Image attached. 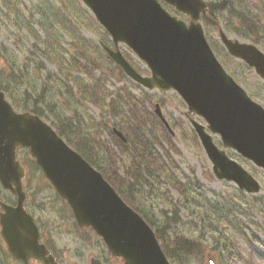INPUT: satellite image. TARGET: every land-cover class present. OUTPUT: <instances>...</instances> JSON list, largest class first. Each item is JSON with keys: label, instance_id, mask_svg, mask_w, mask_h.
<instances>
[{"label": "water", "instance_id": "obj_1", "mask_svg": "<svg viewBox=\"0 0 264 264\" xmlns=\"http://www.w3.org/2000/svg\"><path fill=\"white\" fill-rule=\"evenodd\" d=\"M190 16L188 24L171 15L159 0H82L111 35L145 62L151 74L142 75L121 52L102 44L109 56L137 83L152 89L175 90L188 113L204 118L220 136L218 148L204 125L189 118L214 174L234 181L240 189L259 192L260 183L225 149H235L264 169V107L253 101L216 58L198 22L205 0H163ZM228 52L253 66L264 79V52L256 45L231 39L220 29ZM155 113L173 134L155 104ZM124 138L123 135L116 131ZM19 147L41 167L58 195L68 204L80 228H92L112 257L123 264H171L144 218L130 207L87 160L70 147L39 115L17 112L0 90V183L16 196L14 205L0 201V237L17 264H58L45 244L33 217L24 207L25 170L16 158ZM89 264H102L91 257ZM208 264H216L209 258Z\"/></svg>", "mask_w": 264, "mask_h": 264}, {"label": "rangeland", "instance_id": "obj_2", "mask_svg": "<svg viewBox=\"0 0 264 264\" xmlns=\"http://www.w3.org/2000/svg\"><path fill=\"white\" fill-rule=\"evenodd\" d=\"M10 1L12 7H7L4 0H0V70L9 65L21 70L34 84L38 93L41 91L40 87L45 84L47 103L55 105L58 113L68 117L74 115L76 119L81 120L80 130L84 134L99 135L115 148L117 161L128 164L130 155L128 157L127 155L129 152L131 154L132 147H129L126 154L119 152L111 142L108 127H102L98 123L100 119L105 120L101 108L81 99L82 95L77 91H72V94L66 93L67 85L70 87L72 84L64 80L53 61L44 58L33 49L34 39L26 25L37 31L41 37L48 35L46 27L41 26L40 22H43V19L50 21V11L55 10V7H61L62 11L65 10L66 14L77 22V27L86 38L98 42L100 37H104L108 44H112L109 35L104 34L97 25L94 30L90 23L94 25L97 22L92 17L86 18L89 22L85 24L86 26L79 22L81 21L79 14L74 11V9L78 10L74 6L80 8L83 6L79 0ZM206 1L219 3L223 0ZM232 4L233 9L230 7L220 12L216 11L213 15L214 21L203 24L205 35L213 48L215 49V46L217 50L218 47L221 48L217 37L218 27H221L228 36L256 43L261 50H264V0H232ZM37 7L48 13L34 12ZM169 10L171 11L170 8ZM232 10L238 17L231 15ZM52 30L60 40L67 41L65 34L55 25ZM251 36L257 38V41L254 42ZM118 47L139 72L149 73L146 65L127 46L119 44ZM219 50L217 56L225 69L237 79L253 100L264 106V83L260 77L242 61L228 56L222 48ZM101 58L99 57L103 64L98 74L106 75L105 86L108 92H116L119 88L121 91L129 89L137 96L144 94L146 90L135 87L125 74L116 70L118 76H112L110 70L115 69L114 63L110 59ZM39 61L43 62L44 68L38 69ZM147 92L151 96V102H147V107L153 111L155 103L159 102L163 115L175 132L172 139L178 151L168 150L165 160L169 163L173 176L186 184V194L164 181L165 178L161 175L159 179L148 178L151 187L141 185L133 191L129 190L127 195L133 199V203L142 213L156 220L157 228L161 229L165 226L164 233L168 240L179 234L203 244V254H188L176 264H207L208 254L217 264H264V204L262 203L264 169L256 167L234 150L227 149L230 157L240 162L260 182L261 190L255 194L247 193L240 190L234 182L217 178L212 172V163L208 160L184 114L186 105L181 98L174 91ZM194 118L202 124L205 123L200 117L194 116ZM112 122L108 121L110 126ZM155 129L156 133L162 132L160 123H155ZM213 138L221 146L218 137L213 135ZM18 157L22 159L26 172L28 171L24 180L29 200H27V209L38 219L44 241L52 246L62 264H88L92 256L100 258L104 264H121L120 261L110 258L105 246L92 231L80 230L76 226L70 209L55 193L41 169L31 162L28 152L21 149L18 151ZM97 159L104 160L100 150ZM118 169L123 176L122 168L118 167ZM125 187L126 184L119 185L121 190H126ZM0 199L10 203L14 197L0 186ZM228 204L236 206L239 222L245 229L247 238L255 240L252 246L240 236L237 226L230 224L223 216L221 208L227 207ZM257 240L262 242V245L257 244ZM259 252L262 258L258 255Z\"/></svg>", "mask_w": 264, "mask_h": 264}, {"label": "trees", "instance_id": "obj_3", "mask_svg": "<svg viewBox=\"0 0 264 264\" xmlns=\"http://www.w3.org/2000/svg\"><path fill=\"white\" fill-rule=\"evenodd\" d=\"M4 3L7 7H12V1L4 0ZM232 5V0L209 3L208 12L203 17L205 23L208 24L214 21L213 15L216 11L220 12L230 7L233 9ZM79 10L81 12L79 15L81 21L79 22H82L84 25L89 23L86 21V18L91 17L90 13L83 6ZM34 12L48 13L47 11L40 10L39 7ZM50 13V21L43 19V22H40L41 26L46 27L45 30L48 33L46 36L41 37L37 31L26 25L30 29L34 39L33 49L44 58L53 61L59 73L63 75L64 80L72 84L70 87L67 85L66 93L72 94L77 91L82 95L81 99L101 108L105 120L102 121L100 119L98 123L102 127H108L111 142L119 152L126 154L129 147H132L131 154L129 152L127 155V157L130 155L129 162L128 164H124V162L119 163L117 161L118 155L116 154V150L110 143L100 138L99 135L88 136L84 134L80 130L81 120L76 119L74 115L68 117L60 114V112H57L55 105L47 103L45 101L47 92L45 84L40 87L41 91L38 93L34 84L30 82L24 72L9 65L0 70V89L3 90L12 105L21 111L29 110L48 121L57 133L90 164L95 166L110 184L115 187L123 199L138 212L140 211L138 206L133 203V199L127 193L139 188L141 185L151 187L152 185H150L148 178L159 179L162 175L165 178L164 181L171 183L175 189L186 194V184L173 176V171L170 170L171 167L165 160L168 150L178 151V149L172 136H170L160 120L147 107V102H151L150 94L141 96V99L129 89L121 91L118 88L116 92H108L105 86L106 75L98 74L103 64L99 57L109 60L108 56L103 53L96 42H93L82 34L76 25L77 22L73 21L70 15L66 14L65 10L62 11L61 7H55V10H51ZM231 15L238 17L237 13L233 10L231 11ZM43 16L47 18L46 15ZM54 25L65 34L67 41H62L56 36L54 30H52ZM90 25L93 28L95 25L99 27L96 23L94 25L90 23ZM103 33L105 34V32ZM251 37L254 42L257 41V38ZM100 40L106 41L104 37H100ZM114 66L115 69L110 70V73L112 76L117 77L116 70L118 73L122 72L118 66ZM44 67L43 62L39 61L38 69ZM112 119H114V122H112ZM109 120H111L112 126L108 123ZM155 123H160L161 125L162 132L160 134L156 133ZM113 128L119 129L124 134L126 142H123L115 135ZM99 150L104 160L97 159ZM30 160L36 165L34 160ZM36 167L38 166L36 165ZM118 167L122 168L124 172L123 176L120 175ZM121 184H126V190L119 188ZM197 184L199 185L198 182ZM262 203L264 204L263 198ZM221 209L227 221L237 226V232L252 246V242L255 240L247 238L245 229L239 222L240 219L236 212V206L228 204L227 207ZM142 216L151 227H154L155 234L172 264H176L188 254H203L204 247L201 242L179 234L172 236L168 240L164 233L165 226L159 229L156 226V220L147 217L144 213H142ZM257 241V244L262 243L259 240ZM258 255L261 258L263 257L260 252Z\"/></svg>", "mask_w": 264, "mask_h": 264}, {"label": "flooded vegetation", "instance_id": "obj_4", "mask_svg": "<svg viewBox=\"0 0 264 264\" xmlns=\"http://www.w3.org/2000/svg\"><path fill=\"white\" fill-rule=\"evenodd\" d=\"M12 204H15V201ZM33 217H34V221L37 224V227H38V230H39L40 240L52 252V254L54 255V257H55L56 261L58 262V264H62V262L60 261L57 253L52 248V246L44 241V238L42 237V229H41L40 223L38 222V219L34 215H33ZM0 243H1V245H0V256L2 254V257L0 258V264H17L15 259L13 258V256L8 251L6 245L3 244V241L1 240V238H0ZM30 264H41V263H39L38 261L32 259Z\"/></svg>", "mask_w": 264, "mask_h": 264}]
</instances>
